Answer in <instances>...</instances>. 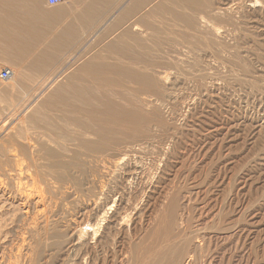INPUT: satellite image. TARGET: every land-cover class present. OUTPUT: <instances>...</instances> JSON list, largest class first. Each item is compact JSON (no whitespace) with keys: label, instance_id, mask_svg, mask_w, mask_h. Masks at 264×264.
I'll return each instance as SVG.
<instances>
[{"label":"bare ground","instance_id":"1","mask_svg":"<svg viewBox=\"0 0 264 264\" xmlns=\"http://www.w3.org/2000/svg\"><path fill=\"white\" fill-rule=\"evenodd\" d=\"M43 1L0 0V13L5 10L8 12L6 17L2 16L0 29L1 23L5 25V30L9 28L6 30L7 34L2 33L3 28L0 32L1 55L13 56L14 46L18 47L20 52H16L15 55L19 56L22 64L29 65L33 70L50 67L45 73L34 70V75H30L36 78L50 73L47 79L51 80L38 77L40 85L43 80L45 82L47 80V83L44 82V86L41 85L42 88L38 86L36 90L40 88L43 91L46 87L47 93L40 92L41 90L13 92L12 89H7L8 86L14 87V83L17 85L16 82L19 83L20 80V83L24 82L22 75L28 72V69L32 71L27 65V70H24L25 66L14 65V68L8 69L13 74L11 81H6L8 82L6 84H1L3 81L0 83V95L7 96H4V99L0 96V264H202L204 258H209L208 252L205 255V247L209 246L210 242L204 247L202 241L203 248L197 240L207 237L206 230L202 232L203 227L202 231L201 229L196 231L192 229L191 224L185 226L189 221L185 218V222L182 217L180 198L174 196L176 192L172 193V197L165 198L167 199L165 209L158 211V214L156 210L155 217L152 215L145 220L143 218L147 216H144L141 219L146 221L145 225L147 221L150 222L148 224L151 227L147 226L148 228H145L144 222L141 221L133 225L134 227L130 226L128 219L126 220L127 215H120L124 211L122 213L119 209V212L114 210L113 215L108 217L107 207L110 205L104 197L114 194L124 175L132 176L141 169L140 164H129L130 160L128 166L123 165V167L121 163L123 164L132 154H140L146 150L145 144L153 141L159 131L170 127H167L168 124L162 113L165 105L162 107L163 104L161 106L160 104L165 103L164 99H167V96L168 99H172L169 89H174L170 84V73H166L169 70L165 72L161 70L167 66L173 67L174 64L175 68L180 63L181 66L187 63V67L191 64L192 67L200 69L199 61L202 58L199 59L200 55L197 58L200 51L196 50L204 51L205 49L201 47L205 43L207 49L211 42L216 44L220 39L219 29L216 27L219 25L213 22H222L219 23L220 26L226 23L236 27L237 16L249 13L256 16L264 13L263 9H254L256 4H259V0H170V2L169 0H85L86 5L81 1L83 7L80 9L79 19L72 14L77 22L79 20V24L81 23L82 34L81 29L79 30L76 25H72L71 22L66 23L68 20H73L72 17L70 19L69 14L64 16V18L69 17L68 20H63L62 15L66 12L71 14V8L65 12L68 7L62 8L61 5L60 13L64 12L63 14L56 11L57 16L48 14V17L45 13L49 21L56 19V24L53 21L56 27L53 26V22L48 25L46 16L43 19L47 23L42 25L40 19L31 14L33 12L31 10L48 8L49 11L51 6L44 1L45 6H49L45 7ZM67 1L69 0H66V3ZM261 2L264 6V0ZM41 4L44 7H40ZM23 7L28 10L25 15L24 12H19ZM57 8L53 7L54 10L51 8L50 12L59 9ZM73 9L78 10L72 8V13ZM16 12L24 16H18ZM52 14L55 15V12ZM59 19H61L60 24L57 26ZM75 21L73 24L77 23ZM79 24L77 23V26H80ZM196 33L204 37L200 38ZM11 34H17L15 40L11 39ZM206 36L208 38H205ZM196 38L201 41L210 38L211 41L208 40L210 42L208 44V41L204 40L205 42H202L204 44H200L201 42L199 43ZM221 40L222 38L219 41ZM97 41L106 43L109 55L105 50V44H101H104L103 49L109 57H103L105 54L101 50L102 47L100 48L103 52L102 57L95 55L98 52H92L93 47L98 48L94 45L100 44V42L96 43ZM40 42L44 43L42 49L39 48L42 44ZM197 42L201 45H199L201 49H196L199 48L196 47ZM211 46L208 48H213ZM75 48L77 49L74 50ZM183 48H189L188 52L193 57L189 58L190 54L183 52ZM217 48L214 46L215 50ZM88 49L96 57L86 58L90 56H86ZM191 50L198 52L197 56L192 55L195 52L192 53ZM260 51L261 53H257L259 61L257 62L264 65V51L263 49ZM173 53L189 55H185L186 59H183V63L182 59L178 58L181 56L177 57L178 61ZM232 53L234 55L236 51ZM171 56L175 59L171 60L173 59ZM234 59L231 60L242 63V58ZM5 60L10 61L9 57ZM18 61H15V64ZM177 61L179 64H176ZM77 63L84 64L82 70L86 75L82 77V73L77 74L79 76L72 73L74 75L66 77L68 80L63 82L61 75H64L63 73L68 69L70 72V68L74 65L79 67ZM239 64L236 66L242 69ZM80 70L77 72L80 73ZM243 70H241L243 74H248L245 69ZM15 71H24L21 75L22 79L18 78L19 81L17 79L15 81ZM21 73L23 72L18 75L20 76ZM30 75H27L29 79ZM170 75L173 76L172 73ZM31 79L29 81H32ZM39 80L34 81L39 82ZM29 81L28 84H24V88L25 86L31 88ZM254 83L251 82L250 85ZM169 84L172 88H169ZM22 85L19 84L20 88ZM256 87L254 85V88ZM173 93L175 94V91ZM130 202L132 203V200L129 198L126 202L122 199L121 207H124V203L130 206ZM231 236L234 237L233 234ZM212 238L210 240L213 241ZM231 239L234 238H229ZM209 253L211 256L212 251ZM214 256H211L212 259Z\"/></svg>","mask_w":264,"mask_h":264},{"label":"rangeland","instance_id":"2","mask_svg":"<svg viewBox=\"0 0 264 264\" xmlns=\"http://www.w3.org/2000/svg\"><path fill=\"white\" fill-rule=\"evenodd\" d=\"M44 1H45V3L47 2V4H48V0H44ZM44 1L42 2V4H44V6H45ZM72 1L73 0H69V1H67V3L65 2L64 4H66V6L63 4V5H61L62 8L68 7L65 9V12L67 10L69 11L70 8L71 9L76 8L78 10L73 9V13H72V10L70 9L71 14L67 13V12L66 13L63 12L64 15H62V16H63V19H65L66 21L68 20L69 17H70V19L72 17L73 20H68V22H66V23L69 24L71 22L72 25H76V27L79 28V30L81 29L80 33L82 34L83 29L80 25L81 23L79 24V20L77 22V19H79L78 15H79L81 7H83V5H86L87 1H85V0H74L73 3L77 2L74 4L71 3ZM81 1H82L83 5H81L82 4ZM261 1H263V0H259V4L257 3L254 9H256V10H258V9L262 10L263 9L264 10V8H262L264 6L261 5L262 4ZM169 2H170V0H169ZM68 4H70V5L68 6ZM75 4L77 7L75 6ZM258 5H260V6H258ZM44 6L42 5L40 7H44ZM47 7H49V6H47ZM59 7L60 6H58V8ZM51 8L53 9V7H50V10H51ZM23 9H24V7H23ZM23 9L22 10L19 9L20 11L19 10H17V11H19V12L22 11V12H24V15H25V13L28 10L24 9L25 10L24 11ZM54 9H55V7H54ZM45 10L48 11V8H45ZM50 10L48 11V13H50V14H52L53 12H55V14H56V11L59 14H63V13H60L61 12L60 8L58 10L53 11V12L52 11L50 12ZM6 11L7 10L2 12L3 15L0 13V18H1L0 21H3L4 16L5 17L7 16L8 12H6ZM16 14H17V12H16ZM65 14L66 15L69 14L70 16L68 18L67 17L64 18ZM72 14H74L77 19L75 17H73ZM76 14H77V16H76ZM246 14H248V13H246ZM263 14L264 13H262V14L260 13L261 16L259 14L254 16V14L252 15V13H249L248 15L239 16L240 18L237 16V18H236L237 26L236 27L230 26L226 23H224L225 25L222 24L220 26L219 23H222V22L218 23V22L214 21L213 23L215 25H217V24L219 25V26H216L219 29V37L218 38H220V39L222 38L221 41L223 43H221V41H219L220 40L219 39L218 42H216V44H217V46H216L215 43L209 42V41H211V40H209L210 38L206 39L207 41L209 40L208 44L210 43L211 45H213V46L209 45L213 48L210 47L211 49H209L208 48L209 46H207V49H206L205 48L206 46H204L206 43L205 44L202 43L205 39H202L203 41H201V39L196 38L199 43L201 42L200 44H204L203 45L204 47L202 46L201 48H204L206 50V51L204 50L205 52L201 51V50H196V51H200L199 54H197L198 52H196L195 50H193V51L191 50L192 53L195 52L192 55L197 54L198 55V56L196 55L197 58L200 56L201 57L199 59L202 58L201 61H199V63L200 62L203 63L202 67H201V63H200V65H199L200 69H198V67H195V68L192 67L191 64L190 65L188 64L189 67H187L186 66L187 63H185V65L183 64L181 66L182 63H180V65H179L180 67L176 66L177 67V68L175 67L176 69L174 68V66H175V64H174L173 67L167 66L161 70L162 72L169 70L168 72L166 71V73H168V74L172 73V75L175 77L174 78L173 76H171L169 74L170 84L173 86V89H174V90L169 89V91L171 90V92H169V94L171 95V97L173 96L172 99L169 98L170 99L169 100L168 96H167V99L166 98L164 99L165 103L160 101V102H162L160 104V106L163 104L162 107H164V105H165V107L163 109L162 108L161 109H162L163 117L166 120V123L168 124L167 127L170 126L172 128L170 129V127H169L168 128L169 131L167 128L166 129L164 128V130L162 129L163 132L162 131H159V133L156 132L157 136L154 134L156 136V137L154 136V138H153L154 140L151 139L153 141H151L149 144L147 143L148 145L147 144L144 145V147L146 146L145 147L146 150L143 151L144 153L140 152V154H138V153L132 154L131 156L127 157V159H125L124 162L122 161L123 164L121 163V166H123V165L128 166L129 164H131V165L140 164L141 169L139 171H137L139 173L135 172V173H133L132 176H131V174H129V176L124 175L123 176L124 178L122 180L124 182L121 183L122 181H120V183L118 184L119 186H117L118 188L116 189L117 192L115 191L114 194L112 193V194L108 195L109 197L108 196L104 197L108 200L109 205H110V207L109 206L107 207L108 212H109L108 217L113 215L114 210L115 211L117 210L118 212H119V210H120V212L124 211V213L122 212L123 214L120 213V215H123V216L127 215V217H126V220L128 219L127 222L130 224V226L131 225L133 226L136 223H140L138 221H141V219L144 216H147V217L143 218L145 220H147L149 217L151 218L152 215H153V217H155L156 213L158 214V211L160 212L163 209H165L164 207H165V204L167 203V201H166L167 199L165 200V198L170 197L172 195V193L174 194V192H176L174 194V196L175 195H176L175 197L179 196L177 198L178 199L180 198L179 204H180V206L182 205L181 207L183 209V211L181 210L182 211L181 213L184 216L182 214L181 215H182L184 221H185V218L187 221H189V223H187L185 221L186 225H185V223H184V225L189 226V224H191L192 229H195L196 231H199L201 228L204 227L203 231H202V229L200 231L204 232V230H206L205 233H207V237H208V233H209V238L206 237L204 239H200V240L198 239L197 240L198 243H201V244H199L200 246H202V241H204L203 246L207 245L208 242H210V243L213 242L211 245L209 243L210 247L208 245L206 247L204 246L205 250H206L205 255L208 252L210 259L204 258L202 264L203 263L210 264L211 262H212V264L213 263L214 264H220V263L221 264H229L230 262H231L230 264H242V263L243 264H246V263L247 264H264V81H263L264 80V73H263L264 72V68H263L264 65H262L261 63L259 64L258 63L259 61L257 60L258 59L257 53H261V51H260L261 49H263V51H264V24H263L264 23V18H263L264 15ZM17 15L18 16L19 15L24 16L22 13L21 14L19 13ZM2 16H3V18H2ZM247 16H249V17H247ZM241 17H243L242 19H244V20H242ZM250 17H252V19H248ZM253 17H255V18L253 19ZM74 18L76 19V21L74 20ZM260 20H262L263 22ZM73 21L77 22L80 26H77V23L73 24ZM226 25L230 26V27H227ZM1 26H2L3 30L1 28L0 32L2 30V33L5 32L7 34L6 30H8L9 28L5 30V25L3 23H1ZM220 27L221 28L225 27V28L224 29L222 28L223 29L222 30V29H220ZM232 27H234L235 30ZM236 28H239V29L236 30ZM196 34L198 35V33H196ZM232 34H234V35H232ZM197 35H196V37H197ZM198 36L200 37V33ZM201 36L204 37L202 34H201ZM207 36L205 38H208ZM202 37H200V38H202ZM43 42H40V44L42 43L41 46L39 45L40 46L39 48H41V49L44 46ZM99 42H100V44L94 45V46L97 45L98 48L93 47V49L97 48V49H95L96 51L91 49L92 52L94 51V53L95 52L99 53L98 50H100V48L102 47L101 50L104 51V54H105V50L108 54L106 43L103 41H97L96 43H99ZM198 42L196 44L197 45L196 47H199V48H196V49H201L200 48L201 45ZM219 42L225 48H223ZM101 43L105 44V50L103 49L104 44L102 45ZM254 44H256V45H254ZM218 45H220L221 47L219 46L220 47L219 48ZM262 45H263V47H262ZM77 46H79V45H77ZM214 46L216 48L218 47L217 48L218 50L217 49L215 50ZM77 48H75L74 50H76ZM188 49L189 48H185V49L183 48L182 51L189 53L190 55L187 53H185V55L186 54L189 55L188 57L190 58L191 53L188 52ZM101 50H100L99 54L95 53V55L97 54V56L99 55V57H102L103 52ZM185 50H187V51H185ZM89 51H90V49H88L86 56H88V55H90V56L86 57V58L96 57L94 54H91L92 52H89ZM235 51L237 53V56H236ZM238 51H240L239 54H238ZM258 51H260V52H258ZM232 52L235 53L234 55L238 59L242 58L241 59L242 63H240L241 65L237 61L234 62V60H235L234 58H236V57H233L234 55ZM252 52L253 53L255 52V53L253 54ZM202 53L204 54V57H203ZM212 54H214V55H212ZM222 54L225 56L224 58H223ZM108 55L105 54V55H103V57L106 56V58H107ZM172 55H174V57L178 61H179V59H182V62H183V59L185 58V55H183V54L179 55V54L173 53ZM231 55H233V56H231ZM238 55L240 58L238 57ZM15 56L18 58H16ZM178 56H181V57H178ZM230 56H231V59L233 58L234 60H231ZM8 57H9L10 61H14V60L18 61L19 60L18 63H21V60H20L18 55H13V56H8ZM8 57L1 55V53H0V69H1L0 72L5 68H7V69L14 68V65L7 63V61L5 60V59H8ZM174 57H172L173 59H171V60H174L175 59ZM212 58H214V59H212ZM178 61L176 62V64H179ZM208 63H209V65H208ZM77 64L80 66L76 67V65H74L70 68V72L68 71L69 70L68 69L67 71H65L63 73L64 75H61L60 78L62 79V81L63 80L66 81L67 78L73 76L74 74H75V76H79L82 73V75H83L82 77H84V75H86L85 73H83V70H82L84 64H80V63H77ZM236 64H239L242 67V69L239 68V66H236ZM81 65H82V67H81ZM15 67H19V66L15 65ZM80 67H81V70H80ZM77 68H78V70H77ZM170 68H172V69H170ZM243 69H245V72L248 74H243V72L241 71ZM75 70H77L78 72L80 70L81 72L78 73L76 71V73H75ZM200 70L202 72H204V74ZM247 70H249V71H247ZM17 72H19V73L23 72V73H21L19 76L18 75L19 73H17ZM65 73H67V74H65ZM72 73H74V74H72ZM240 73H242V74H240ZM15 74L17 77V78L15 77V81H17L18 78L19 77L21 78V75L24 74V71H15ZM30 74L34 75L33 73L26 72L24 74V75H26L25 79H24V75H22V78H23L22 81H24V82L20 83L21 80L20 81L18 80L19 83L16 82L18 86H19V84H20V86H21V84H23L22 88H20V86L18 87L14 83V87L16 86L15 88L16 89L19 88V90H15V88L11 87V86H8L7 89H10V90L12 89L11 91L16 92V93H17V91L20 92V90H21V92L22 91L37 92L38 90L40 91L41 90L40 88H42L44 86L43 84L45 81L43 79H47L49 77L48 75H50V73H48V74H46L47 76L46 75L44 76L46 78L41 77V76L39 77L40 79L43 78L42 79L43 81L41 80L42 81L41 82L42 87H41L40 80L38 79V77L32 80L31 78L33 76H31ZM54 74H56V73H54ZM77 74H79V75H77ZM200 74H202V75L200 76ZM27 75H30V79L34 83L36 82L39 85H37L36 83L33 84L32 81H29L30 79ZM248 75H249V77H248ZM35 76H37V74ZM185 76H186V78H185ZM244 76L246 78L247 77L248 78L246 79ZM26 77H28V78L26 79ZM196 77H197V79H196ZM80 78H81V76H80ZM252 78L254 81L252 80ZM61 79H58V81L60 83L62 82ZM171 79L175 80V81H172ZM34 80H39V82L34 81ZM47 80H50V78ZM47 80L45 83H47ZM28 81H29V86L31 88H29L28 86L27 87L25 86V88H24V84L25 83L28 84ZM50 81H48V82H50ZM65 81H63V82H65ZM243 81H245V82H243ZM1 82L2 81L0 80V83ZM8 82H2L1 84H6ZM171 82L172 83L178 82V84L176 83L174 85ZM251 82H253V83L255 82V83L253 85H250ZM30 83H32L33 85L32 84L30 85ZM170 84H169V88H172V86ZM35 85H36V87H35ZM254 85L257 87L254 88ZM38 86L40 88H38V90H36ZM26 88H28V89H26ZM43 89H45V90H43V91L41 90L40 92H44L46 90L48 91V89L46 87ZM51 89H49V90L51 91ZM47 91L45 93H47ZM173 91H175V94L173 93ZM2 95H3V97H2ZM174 95H176V96H174ZM0 96L2 99H4V96H6V94H1ZM177 98H178V100H177ZM171 100H174V101L172 102ZM128 160H130L129 162H131V163H129ZM127 163H129V164H127ZM150 172H152V173H150ZM135 174H137V175H135ZM131 177H133V178H131ZM121 184L123 185V187ZM121 187L123 188V190ZM169 189H170V191H169ZM172 189H173V192H172ZM120 190L122 193L118 192ZM199 191H200V193H199ZM178 194H180L181 196ZM128 198L130 200H132V203L130 202L131 205L127 206L124 203L123 204L124 207H121L122 204L120 202L122 201V199H123V201L126 202L128 200ZM202 199H203V201H202ZM163 202H165V203L162 204ZM235 206H237V207H235ZM111 207H112V210L110 209ZM132 207H133V209H132ZM135 207H136V209H135ZM158 208H159V210H158ZM109 209L111 210V212L109 211ZM155 211H156V213L154 215ZM203 211H205V212H203ZM210 211H211V213H209ZM124 214H126V215H124ZM187 217H188V219H187ZM213 219H215V220H213ZM145 220L141 221V223L144 222L143 223L144 225L146 223ZM148 223L150 224V222L147 221L145 228L151 227V226H149ZM206 223H208V224H206ZM227 223H228V225H227ZM223 224L226 226H224ZM230 225H232V226H230ZM226 227H229V228L226 229ZM221 229H223L222 230V231H224L223 233L221 232ZM224 229H226V231ZM216 230H218L220 233ZM227 231H228V233H227ZM232 234L234 235V237L231 236ZM226 236H227V238H225ZM217 237H220V238H217ZM231 237L236 239V240H234V239H231L232 241L229 240V238H231ZM210 238H212L213 241L210 240ZM216 238H217V240H216ZM210 248H212L213 250L212 249L210 250ZM209 251H212L211 256H214L216 254L213 257V259L210 256ZM204 260H206L208 263ZM210 260H212V261H210ZM216 260H217V262H215ZM218 262H220V263H218Z\"/></svg>","mask_w":264,"mask_h":264},{"label":"crops","instance_id":"3","mask_svg":"<svg viewBox=\"0 0 264 264\" xmlns=\"http://www.w3.org/2000/svg\"><path fill=\"white\" fill-rule=\"evenodd\" d=\"M44 10H45V9H43V8H38V9H35V10H31V11H33L34 13L36 12L35 14L32 12L31 14H32L33 16L36 15V16L40 19V23L42 22V25H43L44 23H45V24L47 23L46 20L43 19V17H45L46 14H47V16H48V14L50 15V13H47V11L45 10V11H46V12H45ZM41 11H44V12H41ZM45 13H46V14H45ZM31 14H29V15L31 16ZM39 14H40V15H39ZM44 14H45V15H44ZM43 15H44V16H43ZM51 15H53V16H57L56 14H55V15H54V14H51ZM47 16H46L45 18L48 19V25H49L50 22H53V21L56 20V19H55V20L52 21V20H51L52 18H51V19H50L51 21H49V18H48L49 16H48V17H47ZM53 16H50V17H53ZM41 18H42V19H41ZM57 18H58V17H57ZM61 19H62V18H61ZM61 19H59V22H57V23H58L57 26L60 24V20H61ZM63 20H64V19H63ZM57 21H58V20H57ZM55 24H56V21H55ZM55 24H54V22H53V26L56 27ZM51 25H52V23H51ZM51 27H52V26H51ZM11 35H12V36H11V37H12L11 39H14V40H15V37H16L15 35H17V34H14V35L11 34ZM7 36H8V35H7ZM17 37H19V34H18ZM11 49H13V47H12ZM16 49H17L18 51H16ZM13 50H14V51H13ZM13 50H11V51H13L12 53H13L14 55L16 54V52H17V53L20 52L19 49H18V47L15 48V46H14V49H13ZM11 51H10V54L13 55V54L11 53ZM6 61H7V60H6ZM12 62H14V61H7V63H9V64H11V65H17V64H18L17 66H20V65H21V67H24V66H25L24 70H25V69L27 70L28 68H30L29 65H27V64L24 65V64H22V63H17V62H16V64H15V62H14V63H12ZM22 65H23V66H22ZM26 65H27L28 68L26 67ZM39 69H41V68H39ZM39 69H34V70H38L39 72L41 71V72L45 73L46 70L50 69V67H47V69L42 68V70L44 69L45 71H44V70L42 71V70H39ZM30 70H32V71H29V69H28L27 71L30 72V73H34V70H33L32 68H30ZM35 72H37V71H35ZM39 72H37V73H39ZM37 73H36V74H37ZM33 77H34V76H33ZM38 77H40V75H39ZM34 78H35V77H34ZM36 78H37V77H36Z\"/></svg>","mask_w":264,"mask_h":264},{"label":"built area","instance_id":"4","mask_svg":"<svg viewBox=\"0 0 264 264\" xmlns=\"http://www.w3.org/2000/svg\"><path fill=\"white\" fill-rule=\"evenodd\" d=\"M65 2L66 0H48V5L51 7H57V6L64 4ZM12 76H13L12 72L8 70L7 68L3 69L0 72V80L3 82L10 80Z\"/></svg>","mask_w":264,"mask_h":264}]
</instances>
